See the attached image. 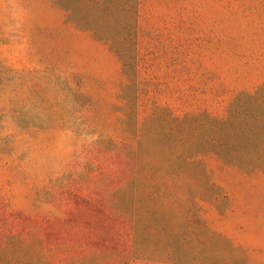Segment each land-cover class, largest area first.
I'll use <instances>...</instances> for the list:
<instances>
[{
  "label": "rangeland",
  "instance_id": "obj_1",
  "mask_svg": "<svg viewBox=\"0 0 264 264\" xmlns=\"http://www.w3.org/2000/svg\"><path fill=\"white\" fill-rule=\"evenodd\" d=\"M0 264H264V0H0Z\"/></svg>",
  "mask_w": 264,
  "mask_h": 264
}]
</instances>
